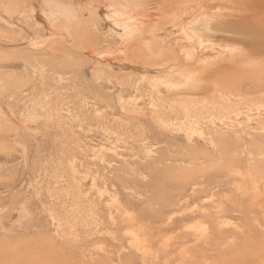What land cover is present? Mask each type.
Listing matches in <instances>:
<instances>
[{
  "label": "rangeland",
  "instance_id": "rangeland-1",
  "mask_svg": "<svg viewBox=\"0 0 264 264\" xmlns=\"http://www.w3.org/2000/svg\"><path fill=\"white\" fill-rule=\"evenodd\" d=\"M263 98L264 0H0V264H264Z\"/></svg>",
  "mask_w": 264,
  "mask_h": 264
},
{
  "label": "bare ground",
  "instance_id": "bare-ground-1",
  "mask_svg": "<svg viewBox=\"0 0 264 264\" xmlns=\"http://www.w3.org/2000/svg\"><path fill=\"white\" fill-rule=\"evenodd\" d=\"M68 2V1H67ZM214 2V1H213ZM89 3V2H88ZM87 3V4H88ZM47 4V3H46ZM86 4V5H87ZM91 4H92V2H91ZM90 4V5H91ZM171 4V3H170ZM218 4V3H217ZM66 5V4H65ZM98 5H100V4H98ZM134 5V4H133ZM70 6V5H69ZM71 7V6H70ZM70 7L69 8H67V10L69 11L70 10ZM170 7V6H169ZM58 8V7H57ZM144 8V7H143ZM52 9V8H51ZM55 10V9H54ZM50 11V10H49ZM66 11V10H65ZM67 11V12H68ZM70 12V11H69ZM69 12H68V14H69ZM73 12V11H72ZM177 12V11H176ZM202 13V12H201ZM44 14V13H43ZM128 14V13H127ZM143 14V13H142ZM172 15V14H171ZM178 15V14H177ZM201 15V14H200ZM203 17V16H202ZM206 18V17H205ZM27 19V18H26ZM43 19H45V18H43ZM127 20V19H126ZM144 20V19H143ZM208 20V19H207ZM136 22V21H135ZM134 23V22H133ZM209 23V22H208ZM142 24V23H141ZM211 24V23H210ZM206 26V25H205ZM144 32V31H143ZM199 36V35H198ZM197 36V37H198ZM191 41V40H190ZM197 42H198V40H197ZM125 43V42H124ZM91 51V50H90ZM110 51V50H109ZM125 54V53H124ZM185 59V58H184ZM115 61V60H114ZM226 62V61H225ZM238 63V62H237ZM154 64V63H153ZM224 64V63H223ZM154 66V65H153ZM172 66V65H171ZM192 66V65H191ZM246 66V65H245ZM168 67V66H167ZM258 67H260V66H258ZM156 68V67H155ZM219 69V68H218ZM170 70V69H169ZM174 70H176V69H174ZM201 72V71H200ZM182 74V73H181ZM211 78V77H210ZM209 81V80H208ZM164 82V81H163ZM196 82V81H195ZM206 82V81H205ZM205 82H204V85H206L205 84ZM190 85V84H189ZM203 85V86H204ZM179 86V85H178ZM202 86V85H201ZM205 87V86H204ZM203 87V88H204ZM182 88V87H181ZM261 88H258V87H256V86H251L250 88H249V90L247 91V92H255V91H259ZM207 90V89H206ZM210 91V90H209ZM218 91V90H217ZM240 91V89H238V91H236V92H239ZM216 92V91H215ZM157 93V92H156ZM199 93V92H198ZM198 93H196V94H198ZM211 94V93H210ZM209 94V95H210ZM216 94V93H215ZM221 93H219V94H216L217 96L218 95H220ZM235 94V93H234ZM205 95V94H204ZM214 95V94H213ZM215 95V96H216ZM223 95V94H222ZM226 95H228L229 96V98L231 97V96H233L232 95V93L231 92H228V94H226ZM203 96V95H202ZM213 97V96H212ZM225 97V96H224ZM223 97V98H224ZM218 98V97H217ZM220 99L222 98L221 97V95H220V97H219ZM264 99V98H263ZM212 100H214V98L212 99ZM227 100H229V99H227ZM226 100V101H227ZM223 101L224 100H218V102L216 101L215 103H212V104H202V105H199V104H194L196 107V109H194V110H196L195 111V113L193 114V112L190 110V112L188 113V114H186V116H184L185 118L187 117V118H189L190 119V117H195V115H196V112L198 111L199 113L200 112H204V111H218L219 109H220V107H223L222 105H225V104H222L223 103ZM226 101H224V102H226ZM252 101V100H251ZM229 102V101H228ZM240 102V101H239ZM238 102V103H239ZM245 103V102H244ZM250 104V103H249ZM255 104H264V101H262V100H260V101H258L257 103H256V101H255V103L253 104V105H255ZM193 105V104H192ZM227 105V104H226ZM240 104H238V105H236L237 107L239 106ZM241 106H242V103H241ZM230 107V106H229ZM234 107V106H233ZM244 107V106H243ZM246 107V106H245ZM194 108V107H193ZM251 108V107H250ZM250 108H248L247 107V112H250L251 111V109ZM236 109V108H235ZM240 109H241V107H240ZM240 109L238 110V108H237V110H233L232 112H230L229 114L228 113H225L224 115H226L227 117H229L230 116V114H233L235 117H237V116H240V115H242V113H239V111H240ZM259 108H257V110H258ZM193 110V111H194ZM224 110H225V108H224ZM227 110V109H226ZM254 110V109H253ZM260 110V109H259ZM229 111V110H228ZM231 111V110H230ZM247 112H245V113H247ZM190 113H192V115L190 114ZM219 113H223V111L222 112H219ZM199 115V114H198ZM221 116H222V114H220ZM232 115V116H233ZM249 115V114H248ZM197 116V115H196ZM177 117V116H176ZM206 117V116H205ZM227 117H225V116H222L220 119H219V122H221V123H224L225 124V121L227 120V119H229V118H227ZM199 118V116L196 118V120ZM186 120V119H185ZM184 120V121H185ZM195 122V121H194ZM189 125V124H188Z\"/></svg>",
  "mask_w": 264,
  "mask_h": 264
}]
</instances>
